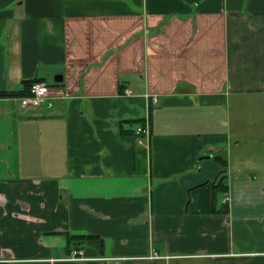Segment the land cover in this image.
I'll return each instance as SVG.
<instances>
[{"label":"crops","instance_id":"obj_1","mask_svg":"<svg viewBox=\"0 0 264 264\" xmlns=\"http://www.w3.org/2000/svg\"><path fill=\"white\" fill-rule=\"evenodd\" d=\"M29 80L40 108L0 99V264H264V0H0V92Z\"/></svg>","mask_w":264,"mask_h":264},{"label":"rangeland","instance_id":"obj_2","mask_svg":"<svg viewBox=\"0 0 264 264\" xmlns=\"http://www.w3.org/2000/svg\"><path fill=\"white\" fill-rule=\"evenodd\" d=\"M239 100V99H237ZM244 102H247L249 100L247 99H242ZM249 112H251V107H247V106H236V108L234 107V101L232 100V104H231V113H232V134H235V125H237L238 123V117L240 116V113H244L245 115H247ZM246 132H248V130L244 129ZM249 130L252 131V134L257 137L259 136V130L256 128L255 124H249ZM239 141H241V145L237 148L234 146V144L232 143V148L233 151H230V156L232 155L233 157V162H234V167H238L239 165H241V160H239V156L242 155L246 161H249L248 164V168H251L253 166L258 165V161L263 157V155H251L252 152L254 151V147H252L251 142H253L255 139L252 138V136H248L245 138H241L238 139ZM257 140H259V148L260 150H264V138L260 139L257 138ZM6 143V142H4ZM5 159V158H4ZM5 170H7V164L6 162H4L3 164L0 163V173H5Z\"/></svg>","mask_w":264,"mask_h":264},{"label":"built area","instance_id":"obj_3","mask_svg":"<svg viewBox=\"0 0 264 264\" xmlns=\"http://www.w3.org/2000/svg\"><path fill=\"white\" fill-rule=\"evenodd\" d=\"M133 91L128 90L126 94H131L132 95ZM51 94V89L49 86H47L45 83H36L32 86V96L27 97V98H22L19 100H16L20 107H35V108H40L46 100H48V97ZM156 101V99H155ZM138 137H139V143H142V139L140 138V135L147 137V139L150 140V129L148 124L146 126H140L137 129ZM151 259H161L163 258L162 256L158 255L156 252H153L152 255L149 257ZM70 260L73 261H90L94 260L91 258H87L84 256L83 251H77L74 253L72 257H70Z\"/></svg>","mask_w":264,"mask_h":264},{"label":"trees","instance_id":"obj_4","mask_svg":"<svg viewBox=\"0 0 264 264\" xmlns=\"http://www.w3.org/2000/svg\"><path fill=\"white\" fill-rule=\"evenodd\" d=\"M36 83H43L40 80H29V81H24L23 83V88L21 91H3L0 92V99L2 98H13L16 100L22 99V98H27L32 96V86ZM48 86V84H46ZM216 159L220 161V164L223 165L224 167L227 166V161L223 159L220 156H216ZM217 185L214 186V189L219 192L221 191L222 193H227L228 191V185H227V175L224 173V171L220 172L218 177H217ZM66 240L67 244L71 245L77 241V238L74 236H69L68 234L66 235Z\"/></svg>","mask_w":264,"mask_h":264}]
</instances>
